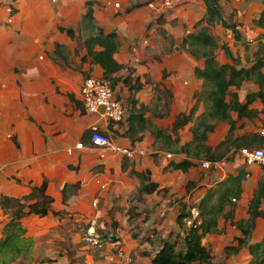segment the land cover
Instances as JSON below:
<instances>
[{
    "label": "crops",
    "instance_id": "obj_1",
    "mask_svg": "<svg viewBox=\"0 0 264 264\" xmlns=\"http://www.w3.org/2000/svg\"><path fill=\"white\" fill-rule=\"evenodd\" d=\"M87 1L62 0L53 7L42 0H16L13 9L17 11L10 19L0 9V240L12 212L2 205V197L21 199L34 186L47 181L52 209L61 214H28L21 219L27 235L39 245V257L30 264H49L46 258L40 259L42 252L46 256L57 253L47 257L52 264H153L165 241L184 233L179 223L183 207L197 206L210 189L230 175L245 173L234 219L248 218L249 202L264 178V167L248 165L239 150L230 153L226 163L218 167L207 169L201 164L205 159H191L193 165L187 170L176 169L171 161L184 160L186 155L172 153L168 159V151L155 148V137L149 131L135 142L126 135L133 100L137 108L152 107L160 89L169 90L173 100L165 117L154 116L153 109L147 111L146 117L158 127L171 129L176 115L182 112L190 114L194 109L195 116L204 112V102L195 95L203 83L195 70L203 68L204 62L181 46L205 15L203 0H172L174 5L167 10L169 18L166 16L161 23H155L160 7L152 2L127 10L131 0H95L96 23L118 35L120 46L115 58L124 68L113 75L119 78L114 90L125 105L126 116L123 121L106 122L86 112L81 95L84 79L104 76L101 65L83 61L87 49L75 29L81 26ZM196 1L200 3L199 10L197 5L190 6ZM231 1L235 2L230 11L235 18L232 22L238 24L242 39L237 41L230 31L243 50H230L239 66L249 67L264 33V28L253 24L264 12V0ZM13 9L7 7V12ZM223 15L227 18L226 13ZM60 27H72L76 37L71 38ZM57 43L64 46L69 65L53 60ZM225 56L221 63H232L226 53ZM138 84L140 89L133 88ZM257 90L258 84L254 91ZM239 99L246 102V96L239 94ZM250 108L258 110V114L254 119L238 118L237 134L264 130L263 103L257 100ZM233 116L237 118L236 113ZM96 121L114 143L144 153L128 158L112 149L102 151L92 146L90 127ZM192 125L193 122L180 129L182 144L192 141ZM229 130V124L219 123L209 133L207 144L216 147ZM80 142L84 144L81 149L76 147ZM132 168L148 171L158 189L139 198L140 179L131 173ZM241 207L244 210L240 212ZM263 219L257 218V226ZM227 222V234L220 221L223 232L204 238L211 249L236 246L237 238L243 236ZM91 224L102 233V247H92L84 241ZM233 231L237 234L235 244L231 243ZM263 237L256 239L253 233L251 242Z\"/></svg>",
    "mask_w": 264,
    "mask_h": 264
},
{
    "label": "trees",
    "instance_id": "obj_2",
    "mask_svg": "<svg viewBox=\"0 0 264 264\" xmlns=\"http://www.w3.org/2000/svg\"><path fill=\"white\" fill-rule=\"evenodd\" d=\"M222 1L231 0H203L206 7L205 15L197 22L195 32L189 33L183 40L181 46L189 51L194 57L203 60L204 67H196V75L202 80V89L195 95L199 101L204 102L205 110L202 114L195 116L193 109L190 114L182 112L176 115L171 129L158 127L151 118L146 117L147 111L153 109V115L165 117L169 115L170 104L173 95L169 90L158 91L152 107L142 105L135 106L130 111L126 135L133 141L140 140L142 134L149 131L155 137V148L165 150L174 154H184L186 158L181 161H171L170 165L176 169L187 170L193 165L191 159H205L209 161H220L228 159L230 153L235 154L243 148L264 146V135L260 132H245L237 134L238 118H256L258 110L250 108V105L261 100L264 105V33L259 40V48L254 54L251 66H239L238 59L234 57L227 44L222 45L227 57L232 63H220L216 56L218 41L212 33L215 26H221L232 30L236 40H241V34L237 29L236 22H229L224 17L221 7ZM146 3L136 2L129 9L143 6ZM95 0L86 2V12L82 17L81 26L88 30L84 38L87 55L83 61L99 64L104 69V76L112 82L114 88L118 77L113 76L121 71L124 65L115 58L119 50V40L116 32H106L96 23L93 6ZM232 16V15H231ZM253 24L264 28V12L253 21ZM61 31L67 32L71 38L76 37L72 27H60ZM248 46V45H247ZM53 60L69 65L64 53V46L56 44ZM129 83V77L124 79ZM247 81H253L259 85V90L249 92L246 102L239 99L238 90ZM234 88L231 89V88ZM140 89V85L133 86ZM161 105V108L159 107ZM237 114V118L233 116ZM193 122L191 131L193 139L191 142L182 144L180 129ZM219 123L230 125L226 137L216 146L207 144L209 133L213 132ZM140 179L138 197L146 193L155 192L159 185L151 181L149 172H139L134 168L131 170ZM245 173L230 175L217 186L210 189L203 201L197 206L200 210L199 223L196 222L187 227L184 219L190 215V209L185 206L179 216V223L185 228L183 234H179L173 241H165L161 249L153 258V264H219L214 259L212 249L204 243V238L209 234L223 232L220 220L230 221L242 233L238 237V245L228 246L226 254H237L248 247L251 259L247 264H264V237L261 241L252 243L251 239L257 226V218L264 217L262 209L264 199V178L259 182L258 188L248 206V218L235 220L237 201L243 192ZM52 197L47 194V181L40 186H34L32 192L21 198L2 197V205L11 208L10 220L5 225L3 237L0 240V264H13L19 259L23 264H30L38 259L36 240L27 235L21 219L28 214L46 216L50 212L60 215L61 212L53 211ZM38 252V251H37ZM52 262L51 259H48Z\"/></svg>",
    "mask_w": 264,
    "mask_h": 264
},
{
    "label": "built area",
    "instance_id": "obj_3",
    "mask_svg": "<svg viewBox=\"0 0 264 264\" xmlns=\"http://www.w3.org/2000/svg\"><path fill=\"white\" fill-rule=\"evenodd\" d=\"M81 95L85 111L96 115L98 120L103 118L106 122H119L125 119V105L115 94L110 79L103 76L86 77L82 84ZM102 107H104L103 111L101 110ZM97 121L90 127V144L92 146L102 151L112 149L116 152L122 153L128 158H134L139 152L144 153L143 151L123 147L114 143L107 132L100 128ZM261 134L264 135V130H262ZM76 147L81 149L84 147V144L80 142ZM240 154L244 157V160L248 165L255 164L264 167V146L243 148L240 150ZM165 155L168 159L173 157V154L170 152L165 153ZM225 163L226 160L224 159L220 161L203 160L201 164L204 168L208 169L211 167H218ZM199 217L200 210L198 206L195 205L190 208V215L184 219V222L187 227H190L196 222L199 223ZM86 239L96 247L103 246V236L94 224L89 225L86 229ZM120 254L122 255V252Z\"/></svg>",
    "mask_w": 264,
    "mask_h": 264
},
{
    "label": "rangeland",
    "instance_id": "obj_4",
    "mask_svg": "<svg viewBox=\"0 0 264 264\" xmlns=\"http://www.w3.org/2000/svg\"><path fill=\"white\" fill-rule=\"evenodd\" d=\"M45 4H52V6H56L57 4H59L60 2H62V0H42ZM152 2L155 4V7L156 8H159L160 11H157V16L155 18V23H161L165 20L166 16L169 18V14L167 12V10L169 9L168 6H173L174 4L171 2L172 0H131L130 4L129 5H132L136 2H142V3H146V2ZM168 1V2H167ZM16 0H0V9L4 10L6 12V16L8 19H10L14 14L15 12L17 11V9L15 8V11L13 9L14 7V4ZM125 2H129V0H125ZM187 2H190V0H187ZM234 1H231V2H225L223 1L222 4H221V7H222V11L224 13H226V15L232 11L233 9V5H234ZM119 4H117L118 6ZM192 5H197L196 9L199 10L200 9V3L199 2H193V3H190V6ZM164 6V7H162ZM7 7H11L13 9V11L11 13L7 12ZM9 14V15H8ZM192 15V14H191ZM201 15V14H199ZM191 18H195V15H192ZM190 18V19H191ZM7 19V20H8ZM227 19L229 22L235 20L234 18V14H232L231 16V12H230V15H227ZM10 21L11 20H8V23L10 24ZM76 29V32L80 35V38L84 39L85 36L88 34V30H85V28H83L82 26H76L75 27ZM212 33L216 36L217 38V41H218V49L216 50V56H217V59L218 61L221 63V62H224L225 61V53H224V50H223V47L222 45L224 44H227V46L229 48H231L235 53H240V51L243 50V46H240L233 38V34L230 30H227L221 26H215L213 29H212ZM170 39V38H169ZM171 42H172V47H174V41L171 39ZM181 47V46H180ZM239 62V61H238ZM243 64H245V62H243ZM257 88V84L253 81H247L244 85V87L238 91V94L241 95V97H244L246 96L249 92H252L254 91L255 89ZM257 145H254L253 148H255ZM226 160V159H225ZM240 212L244 210V207H241L240 209ZM221 222L223 221L224 223V231H226V229L228 228V222L225 221L224 219H221L220 220ZM231 225V229L233 230V225L231 223H229ZM237 228H234V231L237 232L236 230ZM231 232V243L235 241V239L237 238V234ZM239 231V230H238ZM228 232V229L226 231V234ZM102 234V233H101ZM216 234H220V233H216ZM262 235H264V219L260 221V223L258 224V226L256 227V230L254 232V238L256 239H260V237H262ZM84 241L86 244L92 246V247H96L94 245H92L91 242H89L87 239H86V236H84ZM235 244V242H234ZM238 244V243H237ZM236 244V245H237ZM212 246V245H211ZM39 245L38 243H36V250H34V255H36V253H38L37 249ZM223 246H212V251H213V254H214V259L216 262H218L219 264H247L248 261L251 259L252 255L250 254L249 250L247 248H244L240 251V253H237V254H226L225 253V249L223 248ZM56 252H52L50 254H47L48 256H46L45 253L42 252V254L40 255V259H44L46 258V260H48L47 257H51V256H56ZM73 256V253H71V257ZM39 257V256H38ZM77 260V259H76ZM74 262V260H73ZM13 264H23V261L22 260H18L16 261L15 263ZM49 264H52L51 261H49ZM72 264V262H71ZM74 264V263H73Z\"/></svg>",
    "mask_w": 264,
    "mask_h": 264
},
{
    "label": "water",
    "instance_id": "obj_5",
    "mask_svg": "<svg viewBox=\"0 0 264 264\" xmlns=\"http://www.w3.org/2000/svg\"><path fill=\"white\" fill-rule=\"evenodd\" d=\"M104 107L101 108V110L103 111Z\"/></svg>",
    "mask_w": 264,
    "mask_h": 264
}]
</instances>
